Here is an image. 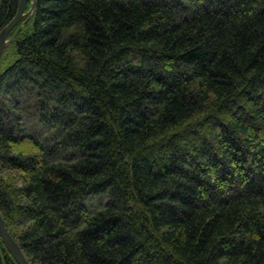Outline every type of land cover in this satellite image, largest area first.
Masks as SVG:
<instances>
[{"label": "trees", "instance_id": "1", "mask_svg": "<svg viewBox=\"0 0 264 264\" xmlns=\"http://www.w3.org/2000/svg\"><path fill=\"white\" fill-rule=\"evenodd\" d=\"M7 45L0 213L29 264H264V0H35Z\"/></svg>", "mask_w": 264, "mask_h": 264}, {"label": "water", "instance_id": "2", "mask_svg": "<svg viewBox=\"0 0 264 264\" xmlns=\"http://www.w3.org/2000/svg\"><path fill=\"white\" fill-rule=\"evenodd\" d=\"M24 3H25V0H21L20 5H19L20 6L19 11L23 9ZM32 8H33V4H32ZM14 23H15V20L13 19L8 24V26H6L0 32V57H1V54H2L3 49L5 47V44L7 43L6 39H5L6 35H7V31ZM12 40L13 39H11L10 41H12ZM0 237H1V240L4 244V246L6 247V249H8V251L14 257V259L18 262V264H29L28 261L26 260L25 256L23 255L19 245L17 244V242L12 237V235L6 229L1 214H0Z\"/></svg>", "mask_w": 264, "mask_h": 264}, {"label": "bare ground", "instance_id": "3", "mask_svg": "<svg viewBox=\"0 0 264 264\" xmlns=\"http://www.w3.org/2000/svg\"><path fill=\"white\" fill-rule=\"evenodd\" d=\"M20 2H21V0H19L18 1V6H17V10H16V13H15V15L13 16V18L0 30V32L6 27V26H8V24L14 19L15 20V23L8 29V31H7V35H6V44H5V47H4V49H3V52H4V50H5V48H6V46H7V44L10 42V43H12L13 42V40H14V38L16 37V35H17V33L20 31V29L22 28V26H23V24L33 15V10H34V8H35V0H25V3H24V7H23V9L22 10H20L19 11V5H20ZM27 4H30V8H29V10H27L28 12L29 11H31V14H30V16H29V18L28 19H26L18 28H17V30H16V32H15V34H14V36L11 38V39H13L12 41H10L11 39H8V35H9V32L24 18V16L25 15H27V11H26V7H27ZM32 4H33V8H32ZM3 52H2V54H3ZM2 54H1V56H2ZM0 59H1V57H0ZM1 214V213H0ZM2 216V215H1ZM3 218V217H2ZM3 221H4V219H3ZM4 224H5V222H4ZM5 227H6V225H5ZM6 229H7V227H6ZM8 230V229H7ZM9 232V231H8ZM10 233V232H9ZM13 237V236H12ZM0 239H1V237H0ZM2 241V240H1ZM6 248V247H5ZM8 250V249H7ZM9 252V251H8ZM10 253V252H9ZM23 253V252H22ZM10 255H11V253H10ZM24 255V254H23ZM12 256V255H11ZM13 257V256H12ZM14 258V257H13ZM15 260V259H14ZM27 260V259H26ZM16 261V260H15ZM17 262V261H16ZM17 264H18V262H17Z\"/></svg>", "mask_w": 264, "mask_h": 264}, {"label": "rangeland", "instance_id": "4", "mask_svg": "<svg viewBox=\"0 0 264 264\" xmlns=\"http://www.w3.org/2000/svg\"><path fill=\"white\" fill-rule=\"evenodd\" d=\"M26 11H27V9H26ZM9 52H10V49L8 47V49H7V53L8 54L5 57H10L9 56ZM45 131L46 130H43L40 133L43 134ZM105 198H106V196L104 194H102V195H92V196L88 197L87 199H85L84 202L87 203V206L90 208L89 210L93 212L95 209H98L104 203ZM91 209H93V210H91Z\"/></svg>", "mask_w": 264, "mask_h": 264}]
</instances>
